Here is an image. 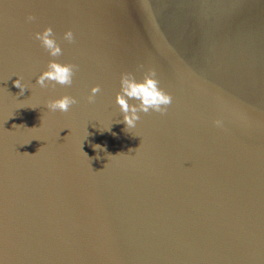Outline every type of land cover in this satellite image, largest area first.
Listing matches in <instances>:
<instances>
[{
  "label": "water",
  "instance_id": "obj_1",
  "mask_svg": "<svg viewBox=\"0 0 264 264\" xmlns=\"http://www.w3.org/2000/svg\"><path fill=\"white\" fill-rule=\"evenodd\" d=\"M150 69L172 103L127 128ZM0 264H264V0H0Z\"/></svg>",
  "mask_w": 264,
  "mask_h": 264
},
{
  "label": "clouds",
  "instance_id": "obj_2",
  "mask_svg": "<svg viewBox=\"0 0 264 264\" xmlns=\"http://www.w3.org/2000/svg\"><path fill=\"white\" fill-rule=\"evenodd\" d=\"M29 21L35 19L34 16L27 18ZM35 39L45 49L50 57H59L63 54L60 43L57 42L54 30L51 26L44 28L42 32L35 33ZM63 39L69 43L75 41L74 32L69 29L64 33ZM76 65L69 63H61L58 60L51 59L45 71L37 78V84L41 87H47V82H54L61 86H71L76 71ZM142 67V66H141ZM155 69H150L142 80H137L132 72L121 74L120 92L117 93L116 102L120 106L123 113V122L127 128H134L137 121L141 119L140 113L145 114L157 112L165 114L168 106L172 103V95L165 92L159 87V80L156 78ZM15 86L21 89V94L25 88L21 87L20 78L15 82ZM101 91L100 85L91 88V94L88 96L89 103L95 102L96 94ZM130 100L138 101V103H129ZM77 103L75 97L65 95L61 98L51 100L47 103V108L53 112L60 111L67 113L70 107ZM215 124L222 126L220 120H216Z\"/></svg>",
  "mask_w": 264,
  "mask_h": 264
}]
</instances>
